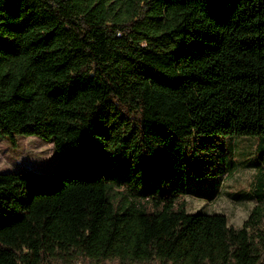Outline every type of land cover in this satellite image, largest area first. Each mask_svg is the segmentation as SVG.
<instances>
[{
	"label": "trees",
	"instance_id": "16d2710c",
	"mask_svg": "<svg viewBox=\"0 0 264 264\" xmlns=\"http://www.w3.org/2000/svg\"><path fill=\"white\" fill-rule=\"evenodd\" d=\"M219 135L263 186L264 0H0V137L57 152L0 172V264H264V199H182Z\"/></svg>",
	"mask_w": 264,
	"mask_h": 264
},
{
	"label": "rangeland",
	"instance_id": "374dc122",
	"mask_svg": "<svg viewBox=\"0 0 264 264\" xmlns=\"http://www.w3.org/2000/svg\"><path fill=\"white\" fill-rule=\"evenodd\" d=\"M257 140L255 135H219L210 139L209 152L214 155L194 158L191 168L195 175L186 176L188 192L182 196L186 210L223 213L229 224L241 226L256 201L264 199V185L256 186ZM56 159L57 152L51 141L19 136L12 144L0 137V172L28 169L47 172ZM76 264L93 262L77 261ZM101 264L118 263L106 260Z\"/></svg>",
	"mask_w": 264,
	"mask_h": 264
}]
</instances>
